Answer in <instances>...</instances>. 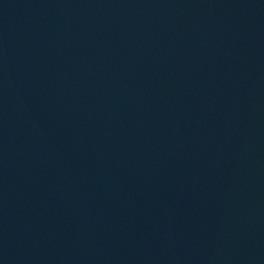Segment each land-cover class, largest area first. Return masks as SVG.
<instances>
[{
    "label": "water",
    "instance_id": "water-1",
    "mask_svg": "<svg viewBox=\"0 0 264 264\" xmlns=\"http://www.w3.org/2000/svg\"><path fill=\"white\" fill-rule=\"evenodd\" d=\"M0 264H264V0H0Z\"/></svg>",
    "mask_w": 264,
    "mask_h": 264
}]
</instances>
